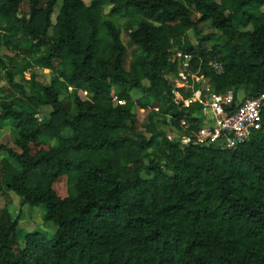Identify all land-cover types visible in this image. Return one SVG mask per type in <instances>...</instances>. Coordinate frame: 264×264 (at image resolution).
<instances>
[{
	"label": "trees",
	"instance_id": "obj_1",
	"mask_svg": "<svg viewBox=\"0 0 264 264\" xmlns=\"http://www.w3.org/2000/svg\"><path fill=\"white\" fill-rule=\"evenodd\" d=\"M262 6L0 0V48L10 54L0 57V134L9 127L14 144H0V198L5 189L21 207H42L56 227L19 245V216L5 206L0 264H264V126L235 150L197 144L202 107H182L193 91L178 102L172 93L187 62L210 93L233 92L226 115L264 94ZM135 107L148 111L142 131Z\"/></svg>",
	"mask_w": 264,
	"mask_h": 264
},
{
	"label": "built area",
	"instance_id": "obj_2",
	"mask_svg": "<svg viewBox=\"0 0 264 264\" xmlns=\"http://www.w3.org/2000/svg\"><path fill=\"white\" fill-rule=\"evenodd\" d=\"M177 57H181V54L177 53ZM209 65L213 70L221 71L220 63L212 62ZM183 66L187 68L188 63L185 62ZM183 66L177 75L178 79L172 88V93L178 102L181 100L180 90L193 91L190 98L181 100L182 107L189 108L195 103L202 107L203 126L193 134L195 143L235 150L264 126V94L241 102L232 114L226 115L224 107L232 104L233 92L229 90L224 95L210 93L205 79L196 76V74L185 73ZM190 79L202 83L204 88L193 90V84L189 82ZM82 94L84 97L86 96V92H82ZM180 126L187 129L189 125L182 119ZM180 141L187 143L190 138L182 136Z\"/></svg>",
	"mask_w": 264,
	"mask_h": 264
},
{
	"label": "rangeland",
	"instance_id": "obj_3",
	"mask_svg": "<svg viewBox=\"0 0 264 264\" xmlns=\"http://www.w3.org/2000/svg\"><path fill=\"white\" fill-rule=\"evenodd\" d=\"M85 2L88 3L89 0H85ZM258 11L264 12V6L258 9ZM21 12L22 13L27 12L26 3H23L21 5ZM198 16L199 15L194 14L193 18L197 19ZM54 18H55V15H53V19ZM199 29L201 31V35L203 36L213 33V30L208 26V24H200ZM189 36H190L191 41L193 43H196V40L191 32L189 33ZM122 41L128 50L125 56V64H124L125 69H128L130 55L132 53L131 51L132 48H130L128 37L124 31L122 32ZM3 55H10V54L3 47H1L0 57ZM37 74L39 75L38 81L42 83H48L49 73L47 70H44V71L37 70ZM26 78H28V75H26ZM2 86H4V81H0V87ZM65 96L67 95L64 94L62 98ZM81 97L83 98L84 95L82 94ZM49 110H50L49 108H45L44 114L48 115ZM147 112L148 111L143 110V109H138L137 107L134 108V113L136 116V126L141 131L143 130V124L145 123V117L147 115ZM161 129L164 130L165 128L161 126ZM165 131L169 139H173V138L180 139L183 136L182 134H180V132H177V131L173 132V131H168L167 129H165ZM0 144H3L4 146L8 148H13L14 146L13 137H12V132L9 129V127H5L2 129L1 134H0ZM1 160H2V157L0 155V162ZM0 184H1V181H0ZM1 187L3 188L2 184H1ZM5 206L10 211V213L12 214L14 218L19 216V220H18V230H19V233H18L19 243L18 244L19 245L21 244L23 235L25 233L36 231V232H40L41 234L49 238L56 231V227L52 223H45L43 221L44 210L42 207H34V208H30L28 206L21 207L20 198L13 192H8L7 190L4 189L3 195L0 198V210L3 209Z\"/></svg>",
	"mask_w": 264,
	"mask_h": 264
}]
</instances>
